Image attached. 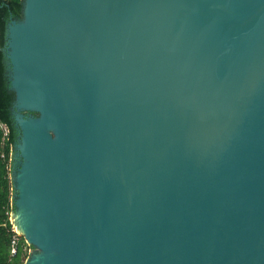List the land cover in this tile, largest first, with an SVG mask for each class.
<instances>
[{"label": "water", "instance_id": "water-1", "mask_svg": "<svg viewBox=\"0 0 264 264\" xmlns=\"http://www.w3.org/2000/svg\"><path fill=\"white\" fill-rule=\"evenodd\" d=\"M1 51L23 264H264V0H21Z\"/></svg>", "mask_w": 264, "mask_h": 264}, {"label": "trees", "instance_id": "trees-1", "mask_svg": "<svg viewBox=\"0 0 264 264\" xmlns=\"http://www.w3.org/2000/svg\"><path fill=\"white\" fill-rule=\"evenodd\" d=\"M21 0H0V122L5 123L9 128V135L3 140L0 130V264H23L28 255L23 249L25 241L20 236L16 253L10 255V239L13 234L8 221L7 212L11 210L12 184L9 176L10 164L9 147L15 140V130L12 125L10 106L13 93L7 88V81L4 71L3 54L1 48L4 44V28L9 19L20 18ZM3 154V157H1ZM29 248V246H28Z\"/></svg>", "mask_w": 264, "mask_h": 264}, {"label": "built area", "instance_id": "built-area-1", "mask_svg": "<svg viewBox=\"0 0 264 264\" xmlns=\"http://www.w3.org/2000/svg\"><path fill=\"white\" fill-rule=\"evenodd\" d=\"M0 130L2 131V136H3V140H6L8 138L9 135V128L5 123H1L0 122ZM12 151H13V144H10L9 147V159H8V165L10 164L11 161V156H12ZM1 157H3V154H1ZM10 171V168H8ZM11 205V202H10ZM8 214V221L11 225V220H10V215H11V210L7 212ZM11 231H12V235H11V239H10V255H14L16 253L17 250V246L19 243V238L20 236H18L13 230L12 227H10ZM25 241V240H24ZM26 245H24L23 249L26 251L28 248V244L25 242Z\"/></svg>", "mask_w": 264, "mask_h": 264}, {"label": "rangeland", "instance_id": "rangeland-1", "mask_svg": "<svg viewBox=\"0 0 264 264\" xmlns=\"http://www.w3.org/2000/svg\"><path fill=\"white\" fill-rule=\"evenodd\" d=\"M26 253H27V254L29 253V248H27Z\"/></svg>", "mask_w": 264, "mask_h": 264}]
</instances>
